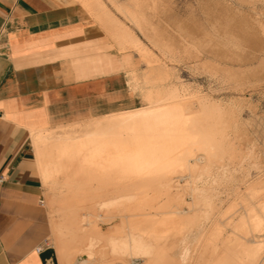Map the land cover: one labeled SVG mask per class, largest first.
<instances>
[{"label":"bare ground","instance_id":"6f19581e","mask_svg":"<svg viewBox=\"0 0 264 264\" xmlns=\"http://www.w3.org/2000/svg\"><path fill=\"white\" fill-rule=\"evenodd\" d=\"M111 1L116 5L115 9L120 10L123 16L128 17L146 33L145 35L151 37L150 40L152 39L155 46L160 47L163 54L171 50L169 45L158 36L157 28L152 22L153 18L151 20L152 15L146 11V8L147 10L149 8L150 11H157L158 6L163 3L161 0ZM262 1L264 2V0ZM85 2L91 7L96 5L105 9L97 14V18L106 25L109 35L122 49H136L144 57L148 66L145 80L151 85L142 96L140 90L142 86L138 87L140 84L139 75L135 71L129 73L128 82L130 81L129 83L135 89L139 88L145 105L91 119L82 124L43 130L34 135V144L41 163L42 179L50 188L58 186L61 181L64 188L65 186L70 188L91 187L93 190L90 191V194L100 197L101 193L99 192L101 191L98 189L102 190L103 187L106 188L110 185L115 187L114 194L122 193L126 196L125 199L116 197L112 202L94 200L96 204L89 206L97 212H89L87 214L89 218L86 219L82 218L83 216L80 217L81 207L78 203V205L76 204L77 201L62 202L58 199H50L49 204L53 208H57L60 216L56 220L53 216L52 219L58 236V250L62 264H72V262L86 264L87 261H84V258L88 255L91 256L95 251L94 247L97 246L99 248L95 252L100 255L112 252V257H108L105 264H114L118 260L121 261V264H132L137 259H141L142 264H264V167L257 163L259 170L255 173L256 176H254L255 174L252 176V172H249L250 167L247 165V160L252 153L236 152L233 149L229 153L222 154V156L227 155L228 160L226 158V163L216 164L218 166H215L217 170L213 176L214 183L218 188L220 186L222 188L227 181H237L235 185L234 182L232 183L235 188L230 184L233 188L231 190L235 193L236 198L242 199L243 209L241 210L244 211L236 217L233 215L234 217L227 221L226 224L231 226L230 233L225 230L224 226L227 225L223 226L220 222L223 220L216 219L210 222L213 208L210 194L212 188L208 186L209 184L207 185V182L213 171L212 156L216 157L218 154L209 152V148L206 150L207 147L214 144L206 143V137L201 135L203 132L200 133L195 128V121L199 115L195 114L196 111L188 112L187 105H184L185 99V103L182 102L183 97L180 89L177 87L166 88L168 85L164 88L160 85V82L164 80V75L155 71L156 58L127 25L105 8V3L102 0H85ZM256 22L257 33L264 36V21ZM258 34L257 36H259ZM218 35H223L222 38L225 35L227 40L234 44L226 33L218 32ZM186 42L188 41L186 40ZM235 43L237 42L235 41ZM207 106H209L208 103ZM206 109L208 108L206 107ZM216 109L218 110V106ZM207 113L205 112V114ZM202 118L204 119V117ZM217 122H214L215 126ZM213 125L211 124V126ZM210 129L212 130V128ZM232 144L234 143L232 142ZM228 148L226 147V149ZM186 171L189 174H186ZM238 173H241V177L237 176ZM186 178H190L188 182H191L190 184L185 183ZM181 180H186L185 184L181 183ZM201 181L203 183H200ZM62 183L58 188H63ZM53 193H55L54 189ZM184 194H188L192 201L187 202ZM74 195H77V192ZM159 197L163 199L161 200ZM126 201L134 204H116V209H113L114 205L110 207L111 203ZM199 204L200 206L197 207ZM230 205L229 209L235 207L234 203ZM186 206L189 208L188 211L185 210ZM104 207H110L113 210H105L103 216L98 211ZM122 212H129V214L122 215ZM97 216L107 220L120 216L122 218L119 225L121 229H116L115 233H103L97 227ZM201 219H205L206 222L198 224ZM84 220L85 222H83ZM114 224L118 226L116 223ZM83 236L88 238L86 241L87 252L78 256V253L81 252L78 249L77 240ZM126 255H130V259L129 257L125 258Z\"/></svg>","mask_w":264,"mask_h":264},{"label":"crops","instance_id":"0c3cea01","mask_svg":"<svg viewBox=\"0 0 264 264\" xmlns=\"http://www.w3.org/2000/svg\"><path fill=\"white\" fill-rule=\"evenodd\" d=\"M101 10L0 0V264H62L34 135L137 107L136 49L116 43Z\"/></svg>","mask_w":264,"mask_h":264},{"label":"rangeland","instance_id":"374dc122","mask_svg":"<svg viewBox=\"0 0 264 264\" xmlns=\"http://www.w3.org/2000/svg\"><path fill=\"white\" fill-rule=\"evenodd\" d=\"M103 1L107 5L109 11L112 12L113 15H115V17H117L122 23L127 25L133 31L135 36L141 39L143 44L149 49V52L152 53V56L156 58V61L154 63L155 71L157 73L159 72L164 75V80L160 82V85L164 88L168 85L166 88L177 87L178 89H180L179 91L183 97L182 102L185 103L184 102V99H185L187 104L185 103L184 105L185 106L187 105L188 112L196 111L195 114L197 116L199 115L197 117V119L199 120L196 119L197 122L195 121L196 124L194 123L196 127L195 126L194 127L197 128L200 131V133L203 132L201 135L203 137H206L205 138L206 143L214 144V145L207 147L206 150L209 148L208 149L209 152L211 151V153L218 154L216 155V157L215 155L212 156L213 158L211 157L213 171H212V176L209 177L210 179L208 178L209 181L207 182V185L209 184L208 186L209 187L211 186L212 188L210 194H211L212 204H213V208L211 212L212 214L210 213L212 215V218L209 221L213 222V220L215 221L216 219L219 221L223 220L220 222L224 226L229 219L233 218L234 216L235 217L238 216L244 210L243 211L241 210L243 209L242 199L236 198V195H234L235 193L233 192V190H231L232 188L231 185H233L232 183L234 182V185H235L237 181H229L231 183L227 181L225 185H223L224 187L222 186V188H220L221 186L218 188L217 184L214 183L215 181L213 179V176L215 175V172L217 170L216 167L218 166V165L216 166V164L217 163L219 164L222 162L226 163V161L228 160V156L227 155L222 156V154L229 153L230 150L233 151V149H235L234 151L236 152L241 151V152H246V153H252V155H254L253 159H251L252 157L251 155V157L249 158L250 160L249 159L247 160V163H248L247 165L248 167H250L249 172L250 173L252 172L251 173L252 176L259 170L256 165L257 163L259 166L264 167V164H263L264 163L263 161L264 160V38L263 37L264 36H261L257 33L256 31L257 26H255L256 21L261 22V23L264 21V17H263L264 16V2L262 0H204V1L203 0H161L163 3L160 4V6H158L157 11L155 10L150 11L149 8L148 10L146 8V11L147 13H150L153 16V17L151 16V20L153 18L152 22L154 26H156L157 28L156 30H157L158 36H160L161 40L167 43L169 47L171 48L169 52L163 54L162 50H160V47L157 45L155 46L152 39L150 40L151 37H149V35H145L146 33L143 32L141 29H139L128 17H126L125 15L124 17L123 13L120 10L115 9L116 5L113 4L111 0H103ZM217 30H219L218 31L219 33H223V32L226 33L227 37H229V39L232 40L234 44L230 43L227 40L225 35L223 38H222L223 35L217 36V33H218ZM257 34L259 36H257ZM186 40L188 42H186ZM234 40L237 43H235ZM132 52L133 54L136 55L137 60H138V70L137 71L140 77L139 79L140 84L138 85V87L140 88L142 86L140 90L143 96V93L151 85L147 83V81L145 80L146 73H148V66H147V63L145 62L144 57L141 56L138 50L137 51L132 50ZM129 87L131 88L135 96L137 97V100L134 106L141 107L142 105H145V101L143 100V97H141L139 88L137 87V89H135L131 83H129ZM207 103L209 106H207ZM210 106L212 108L214 107L213 111ZM217 106H218V110L216 109ZM206 107L208 109H206ZM201 108H202V111L204 109L203 111L204 115L201 111ZM222 110H224L225 112ZM208 111L209 112L211 111V112L209 113ZM205 112L206 113L208 112V113L205 114ZM220 113L221 114L223 113L222 114L223 116ZM209 114L211 117L208 116ZM201 116L204 117V119ZM209 117H210V120H208ZM216 118L218 119V122ZM87 119L89 118H86L83 121ZM199 121L200 123H198ZM201 121H203L204 124ZM209 121L211 122L209 123ZM214 122L215 123L217 122L216 126ZM211 124L212 125L214 124L213 125L214 127L211 126ZM210 128H212V130ZM217 132H220L223 135L219 133L217 134ZM217 136H218V139H217ZM215 140L218 143H216ZM227 141H229L230 143L229 142L227 143ZM232 142L235 145L232 144ZM221 146L222 147L226 146L227 148L228 147L229 148L226 149V147L222 148ZM232 146H235V147H232ZM214 160H215V163H213ZM252 168L254 169V172ZM187 172L188 171H186L185 173L189 174V172L188 173ZM237 176L241 177V173L240 174L238 173ZM254 176H256V174ZM186 180H181L180 182L181 183L183 182V184L191 183V182L188 183L190 181V178H186ZM60 183L62 182L60 181L58 186L61 187ZM200 183H203V181H201ZM43 186H44L45 203L49 208L51 219L54 216L55 220L58 219L60 216L58 215L59 213L57 211V208H53L49 204L51 198H54L56 200L58 199L59 201H62V202L63 201H70V202L77 201L76 204L78 203L79 207L82 208V210L81 208L79 210L80 217L83 216L82 218H85V219L89 218V215H87L89 212H92V213L97 212V210H94L93 208H90L89 206L92 204L93 205L96 204L94 200L95 201L103 200L105 202L107 200V202L108 201L112 202L114 201L113 199H115L116 197L121 198V199L126 198V196H124V194L122 193H121L122 195L120 193L114 194L115 192L113 191H115V187H112L110 185L106 186L107 191L105 187H103L102 190L101 188L98 189L99 191H101L99 192L101 193L99 194L101 195L100 197L98 195L94 197V195L90 194L91 193L90 191L93 190V188L91 187L90 188L88 187L70 188V187L65 186L64 188V185L62 183L63 188L61 189L59 187L61 189L60 190L58 186L50 188V186L44 183V181H43ZM241 187H244V186L241 185ZM104 188H105V191H104ZM233 188H235V186ZM53 189L55 193H53ZM57 189L59 190L57 191ZM116 190H119V189H116ZM75 191L77 192V195H74L76 193ZM102 191L104 192V194H102L103 193ZM78 192L80 193L81 196L79 195ZM105 192L108 194H106ZM62 193L64 196L61 195ZM228 194H231V195H228ZM188 196H189L188 194H184V197L187 199V202H191L192 200L190 196L189 197ZM63 197L65 198L64 200H63ZM159 199L162 200L163 198L159 197ZM90 200L91 202H89ZM222 200H224L225 202ZM219 203H222V204H219ZM233 203L235 204V207L232 209L231 208L229 209V207H231L230 204H233ZM116 204L131 205L134 203L126 201L124 203H115V204L111 203L112 206L110 204L109 205L110 207H113V205L115 207ZM158 204H161V203H158ZM199 206L200 204L197 205V207ZM110 207H108L109 209L105 207L102 208L103 210L98 209L99 210L98 212L104 216V213L107 210L110 211L112 209V208L110 209ZM114 207L113 209H116V207L115 208ZM185 210L188 211L189 208H187L186 206ZM127 213L129 214V212ZM127 213L122 212L121 214L126 215ZM214 213H216L217 215ZM119 217L120 216H115L114 218L112 219L108 218L107 220L104 217L97 216L96 217V220L98 219L96 221L97 227L103 233H108V232L115 233L116 229H121L119 225L122 222V218L120 217L121 220H119L120 219ZM101 218H104V219L102 220ZM201 220L198 221L199 222L198 224H204L206 222L205 219H201ZM103 221H108V222H103ZM209 221L207 222L208 225L210 223ZM83 222H85V220ZM114 223H116L118 226H116ZM52 226H53L54 244L59 249L58 236H57V232H55L56 230L53 225V219H52ZM224 227L226 231H228L229 233L231 232L230 225H227ZM104 228L106 229L105 231H104ZM87 239H88L87 236H83L79 240H77L78 242L77 246L79 247L77 248L80 249V252H81V253H78V256H81V254H86L87 252L86 250L87 242L86 241H88ZM79 242H82L83 244ZM98 248H99L98 246L94 247L95 251ZM95 251L91 256L88 255L84 258V261L85 260L87 261L86 264H105L106 259H108V257H112L111 256L112 252H108L105 255H100L98 252H95ZM129 256L130 255L128 256L126 255L125 258L128 259ZM118 261H116L114 264H121L120 263L121 261L119 262ZM142 263L143 261L141 259H137L132 264H142ZM72 264L74 263L72 262Z\"/></svg>","mask_w":264,"mask_h":264}]
</instances>
